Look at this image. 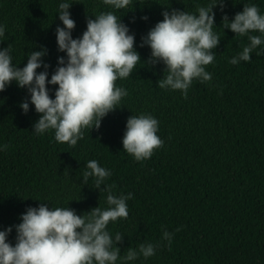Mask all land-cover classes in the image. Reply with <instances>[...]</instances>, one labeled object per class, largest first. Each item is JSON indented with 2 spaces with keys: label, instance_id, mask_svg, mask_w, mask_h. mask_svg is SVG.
<instances>
[{
  "label": "trees",
  "instance_id": "16d2710c",
  "mask_svg": "<svg viewBox=\"0 0 264 264\" xmlns=\"http://www.w3.org/2000/svg\"><path fill=\"white\" fill-rule=\"evenodd\" d=\"M58 2L0 0V48L11 46L18 67L31 50L43 48L41 59L49 64L50 77L57 57L65 55L57 50L55 37L56 26H63ZM69 2L74 38L88 18L113 10L134 33L141 60L129 76L115 81L127 95L99 128L82 129L75 145L57 142L52 129L34 132L40 113L31 102L27 112L19 106L29 95L26 88L13 80L0 91V144L7 145L0 150V229L18 223L29 205L68 206L87 215L93 207H108V190L131 192L128 216L107 225L111 234L122 235L120 256L142 242L159 246L154 255L124 264H264V53L253 49L250 60L229 63L248 38L235 35L223 21L225 14L231 19L248 3L264 13V0L213 5V30L220 39L211 50L213 61L205 66L211 79H194L186 97L157 85L165 65L151 62L150 47L141 46V38L163 19V10L195 13L198 5L214 0H131L129 9H111L102 0ZM47 87L54 95L57 85ZM141 113L157 118L163 144L138 161L123 149L122 136L127 118ZM89 159L111 170L100 186L108 189L100 191L91 176L82 179ZM165 228L173 233L170 243L162 239ZM14 238L13 227L8 239L14 243Z\"/></svg>",
  "mask_w": 264,
  "mask_h": 264
},
{
  "label": "clouds",
  "instance_id": "9594fccd",
  "mask_svg": "<svg viewBox=\"0 0 264 264\" xmlns=\"http://www.w3.org/2000/svg\"><path fill=\"white\" fill-rule=\"evenodd\" d=\"M111 9H129L131 0H102ZM223 5V0L198 5L196 12L180 9H165L163 19L157 21L141 38V46L148 45L152 63L163 62L164 75L157 80L161 88L180 90L187 96V90L194 79L209 81L211 73L205 66L214 55L211 51L219 43V35L213 30V5ZM69 0H59L57 13L62 25H57L55 37L57 50L65 53L57 57V64L50 77L49 64L41 58L46 49L31 50L22 67L12 62L10 48H0V91L13 80L17 86L26 88L29 94L20 101L24 112L29 102L40 113L33 130L43 134L54 130L57 142L75 145L82 138L84 128H99L102 118L119 105L127 90L117 86L115 81L129 76L140 54L134 48V33L122 22L115 11H100L95 18H88L86 28L78 37L72 36L75 20L71 17ZM146 19V17H142ZM235 35H247L248 43L242 50L229 58L236 64L251 59L255 49L257 55L264 53V13L254 3L244 4L241 11L223 21ZM253 32L259 34H252ZM4 26L0 24V35ZM38 68L42 70L37 71ZM55 84L54 95L49 94L47 85ZM158 120L150 113L130 115L122 136L123 149L138 161L149 158L154 149L163 144L157 135ZM7 147L0 144V150ZM111 174V170L89 159L82 174L87 181L91 176L97 188ZM108 185L100 191L108 189ZM132 193L113 194L107 191L108 207H93L85 214H77L71 207H49L46 203L26 206L15 225L0 229V264H120L155 254L159 243H140L129 247L120 256L122 235L111 234L109 222L128 216L127 199ZM15 228V242L8 239ZM179 228L175 229L178 231ZM162 239L171 242L173 233L166 228Z\"/></svg>",
  "mask_w": 264,
  "mask_h": 264
}]
</instances>
